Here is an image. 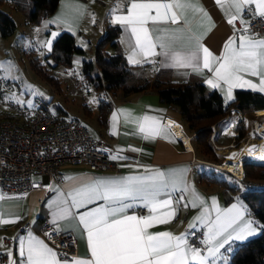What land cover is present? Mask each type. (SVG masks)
I'll list each match as a JSON object with an SVG mask.
<instances>
[{"label": "snow or ice", "instance_id": "snow-or-ice-1", "mask_svg": "<svg viewBox=\"0 0 264 264\" xmlns=\"http://www.w3.org/2000/svg\"><path fill=\"white\" fill-rule=\"evenodd\" d=\"M215 3L233 27V35L224 43L220 55H215L201 42L202 36L215 25L199 0H125L123 4L118 0L112 12L121 14L114 15L113 22L123 26L134 40L133 56L129 58L132 63H139L134 58L136 55L159 54L171 62L166 66L191 67L198 72L206 69L212 74L206 83L212 88L226 85L228 100L233 99L234 88L264 93V36L252 32L251 21L244 18L245 13H250L253 18L264 19V0H215ZM189 16L207 20L209 27L201 36L192 35L190 25L193 21ZM54 22L45 21V27ZM237 22L240 28L236 27ZM181 24L185 27H169ZM57 35L52 33L53 38ZM184 40H194L195 44L177 51L174 45ZM45 46L51 51L52 40L46 41ZM157 47L162 50L160 53ZM247 77H254L258 82ZM16 102L23 103L19 99ZM28 103L31 106V101ZM120 111L125 114L126 123L129 118L136 123L145 139L165 131L156 117H131L127 110ZM112 120L115 127V113ZM112 159L126 157L112 156ZM177 191H189L182 175L177 177L159 170L147 175L81 181L66 194L58 191L57 199L49 207L53 209V225L69 217L77 219L86 240L87 258L60 259L52 247L29 232L26 237L18 238L19 261L12 259V252L8 251V264H216L225 244L243 240L256 231L254 222L244 219L242 207L233 204L220 209L215 197L211 209L202 207L200 214L189 223V228L195 229L199 222L207 229L201 240L206 251L190 244L188 234L152 231L155 226L168 224L176 218L181 201H186L184 195L173 198ZM3 199L0 195V200ZM99 201L102 203H97ZM198 203L204 205L205 201L193 190V199L183 203V207L189 204L197 207ZM81 208L86 210L78 214L73 212ZM138 208L146 210L147 214H137ZM13 222L0 213V225Z\"/></svg>", "mask_w": 264, "mask_h": 264}, {"label": "crops", "instance_id": "crops-1", "mask_svg": "<svg viewBox=\"0 0 264 264\" xmlns=\"http://www.w3.org/2000/svg\"><path fill=\"white\" fill-rule=\"evenodd\" d=\"M117 2L118 0H58L56 8L50 14L46 15L43 21L35 25L26 17V25L32 24L38 31H41L42 29L46 30V37L48 40H52V42L54 40L52 33L55 32L59 34L64 29H71V31L75 33V38H77L78 35H85L90 42H97L100 39V36L103 35L107 25H117L119 28V49L123 51L126 60L132 65L136 74L152 78L159 69L166 68L169 70L171 78L178 81L203 80L206 83V80L212 77V74L203 68L198 72L191 67L166 66L171 62L165 61V58L159 54L151 57L136 55L134 58L138 60L139 63L130 62L129 58L133 56L134 40L131 38V34L125 31L123 26L113 22L114 15L121 14V12H112V9ZM119 2L123 4L125 0H119ZM199 3L211 16L212 22L215 25L211 28V31H207V34L202 36L201 42L215 55H220L223 51L224 43L233 35V27L227 23V17L224 11H222L221 7L215 3V0H199ZM11 4H13L11 1H7L1 3L0 6L8 10ZM8 11L10 12V10ZM100 16L102 18V23L99 26L94 24V20ZM189 19L193 21L190 25V30L194 36H201L209 27L206 19H193L192 16H189ZM45 21L56 22L49 23L47 27H45ZM169 27L178 28L185 26L181 24L169 25ZM236 27H241L239 22L236 23ZM194 44V40H184L177 42L174 47L177 51H184L193 47ZM156 51L157 53H160L162 50L157 47ZM73 57L75 59L83 58L82 55L77 54ZM247 78L253 79L254 82H258L254 77ZM207 85L211 87L209 84ZM226 88L227 86L223 84L220 88H217L225 98ZM1 89L0 86V97L3 95V90ZM235 89L236 88H234L232 92L233 97L235 95ZM109 99L111 100L112 105L104 122H99L98 120V101L97 109L87 105L88 108L85 109L84 114L94 117V121L92 122L93 127L88 124L87 126L93 133L101 134L110 140L113 148L117 151L120 150L118 151L120 157H126V159H120V168L117 170H94L90 169L84 163L65 161L60 167L59 179H51L49 176L37 172L33 173L31 175L33 185L26 194L5 192L0 187V195L4 197L3 200H0V213L3 214V218L14 221L7 225H0V253L4 251L7 252L5 262H0V264H8V251L12 252V259L19 261L18 238L26 237L29 232L43 240L49 245V247L53 248V246L37 232L40 219L43 216H48L52 222L53 209L50 208L49 205L57 199L58 191L66 194L71 188L77 186L79 182L93 178L114 179L130 175H147L156 170L165 173H173L177 177L182 175L189 191L184 193L177 191L173 194V198L175 199L180 195H184L186 201H191L193 199L194 190L197 195L203 198L205 201L204 205L198 203L197 207H192L191 204H189V206L185 208L183 207V203L186 201H181L176 218L168 224L155 226L152 231H170L175 235L186 234V229L189 228V223L193 222V218L200 214L202 207H208L211 209L213 197L216 198L217 205L220 209L230 208L233 204L242 207L244 209V219L252 220L254 222L256 231L252 235L260 230L259 222L247 211L238 192L234 193L235 196L233 199L225 201L222 185L216 182H209L206 177L199 176L198 171L202 169L205 164L203 162H198L194 164L195 169L192 168V156L193 154H197L191 142V134L187 132L183 123L180 121V113L173 103L162 101L159 94L152 89L139 90L128 95H124L123 92L119 90L110 94ZM122 109L127 110V112L131 114V117L151 116L158 118L165 131L154 138L145 139L144 134L138 131L136 123L132 122L131 118H129L127 123L125 122V114L120 111ZM255 110L256 109H252L242 112L233 106L229 113L222 116L211 125L212 134L215 139L214 146L217 154L221 153L220 151H223V148L229 146L230 148L227 149V154L228 151L234 148L241 150L244 144H257L261 139V136L259 132L254 129L255 122H253V118L249 119L247 114ZM12 113V111H9L5 114H1L0 117ZM114 113L117 115L115 127H113L112 120ZM75 117L82 120L79 116L75 115ZM167 118L177 121L182 125L184 132L190 138L191 147L188 146L184 139L176 133ZM239 120H241V123L245 128V133L242 136L251 135V133L257 134V136H259L257 142L249 139L248 141H244L245 143L243 142L244 144L242 143L239 147L234 145L233 140L237 138L239 133ZM113 132H115V134H113ZM134 149H138V151ZM226 156L223 161L227 159ZM184 169L187 171L182 172ZM66 177H72L73 179H66ZM97 203H102V201ZM95 206L96 205H89L88 207ZM138 209H136L137 214H147L146 210L139 213ZM85 210L86 209L84 208H81L78 211L73 209V212L78 214V212H83ZM212 215L214 218V211ZM27 220L31 221V225L25 229H20L19 225ZM196 223V228H203L204 233L207 231V229L200 225L199 222ZM54 226L59 229L72 230L78 240L79 246V255L76 257L87 258L88 249L86 240L82 236V229L78 226L77 219L69 217L58 221ZM250 236H246L245 239ZM243 240L230 241L220 249L218 255L221 258L224 256H228L229 258L238 242ZM194 246L206 251L205 246L202 243ZM53 250L55 251L54 248ZM58 257L60 259L71 260V258H62L59 255ZM221 258L217 260L216 264L221 262Z\"/></svg>", "mask_w": 264, "mask_h": 264}, {"label": "trees", "instance_id": "trees-1", "mask_svg": "<svg viewBox=\"0 0 264 264\" xmlns=\"http://www.w3.org/2000/svg\"><path fill=\"white\" fill-rule=\"evenodd\" d=\"M7 1H11L16 8L22 10L27 19L35 25L41 22L42 15L50 14L58 3V0H0V4ZM16 25L11 13L0 6V34L2 36L12 34ZM118 37V26L109 24L95 43V61L101 69L100 74L97 75V85L104 89L98 97L99 122L105 121L112 105L109 99L110 94L120 90L124 95H128L139 90L152 89L159 94L162 101L173 103L177 108L180 121L191 134V142L196 154L207 160L220 161L210 137L211 125L229 113L233 106L242 112L264 109V93L251 89L236 88L233 99L227 100L217 88L209 87L203 80L178 81L172 79L166 68L159 69L152 78L140 76L135 73L123 51L119 49ZM84 52L85 48L76 42L75 33L64 29L54 38L51 51L47 54L53 57L56 64H69L75 54L83 56ZM82 60L84 69L88 72V60L84 56ZM32 64L40 74L48 76L40 63L32 61ZM87 108L86 105L85 109ZM56 112L67 114L62 107H59ZM238 127L237 138H240L245 133L241 120L238 121ZM204 164L203 168L198 171L199 176L206 177L209 182L222 185L225 201L234 198V193L237 192L241 182L245 184L246 187L239 195L247 211L260 224L259 233L238 242L229 256L228 264H264V161H246L243 179L227 172L234 182H229L226 177H219L213 173L211 170L216 169L215 166Z\"/></svg>", "mask_w": 264, "mask_h": 264}, {"label": "built area", "instance_id": "built-area-1", "mask_svg": "<svg viewBox=\"0 0 264 264\" xmlns=\"http://www.w3.org/2000/svg\"><path fill=\"white\" fill-rule=\"evenodd\" d=\"M44 18L42 15L40 21ZM245 19L251 21L252 32L264 36V19L253 18L250 13H245ZM112 156L120 157L110 140L93 133L82 120L51 110L49 103L42 99L31 106L15 102L13 113L0 117V187L5 192L26 194L33 185L31 175L36 172L59 179L60 167L65 161L84 163L94 170H117L120 159L114 160ZM191 162L193 169L198 162L224 168L221 163L195 154ZM144 211L138 209L139 213ZM30 225L31 221L27 220L19 227L25 229ZM37 232L60 257L70 259L79 255L73 231L55 227L48 216L40 219ZM186 234L190 244L200 245L204 230L187 228ZM6 255L5 251L0 253V262H5Z\"/></svg>", "mask_w": 264, "mask_h": 264}, {"label": "rangeland", "instance_id": "rangeland-1", "mask_svg": "<svg viewBox=\"0 0 264 264\" xmlns=\"http://www.w3.org/2000/svg\"><path fill=\"white\" fill-rule=\"evenodd\" d=\"M11 6L8 10L16 21V29L8 36L0 34V86L3 90V95L0 97V116L9 111L13 112L17 99L23 101V104H29V101L32 104L36 100L42 99L49 103L51 110L56 112L59 107H62L67 111V114H64L72 117L79 116L86 124L93 127L94 117L84 114L85 106L97 109L98 97L104 91L103 87L97 85V75L100 74L101 69L95 61L96 42H90L85 35H78L76 38L78 45H83L85 48L83 56L88 60V72L84 69L82 59L74 58L69 64H56L53 57L47 54L49 49L45 46L48 41L46 30L38 31L32 24L26 25L27 19L22 10L15 8L13 4ZM101 23V16L94 20V24L100 26ZM32 61L40 63L48 76L40 74L33 66ZM248 118H253L255 121L251 115H248ZM210 137L214 144V136L210 135ZM249 139L257 142L259 136L251 133V135L241 136L239 139L235 138L233 143L239 147ZM228 148L230 146L223 148V151L218 153L220 161L214 162L221 163L225 167V162L228 159L223 160L227 155ZM246 161L243 163L244 173ZM210 165L215 166L216 169L208 168V170L210 169L219 177H226L229 182H234L231 175H237H234L232 171L214 164ZM242 177L244 178V174ZM237 178L239 177L237 176ZM245 187V184L241 182L237 192L241 193ZM221 259L218 264H228V256Z\"/></svg>", "mask_w": 264, "mask_h": 264}, {"label": "bare ground", "instance_id": "bare-ground-1", "mask_svg": "<svg viewBox=\"0 0 264 264\" xmlns=\"http://www.w3.org/2000/svg\"><path fill=\"white\" fill-rule=\"evenodd\" d=\"M255 118L254 129L257 130L261 136V139L255 145L244 144L241 150L232 149L228 151L227 161L225 167L227 170L232 171L238 177H242L244 174L243 163L244 161H264V109L255 110L247 113ZM176 133L184 139L188 146H192L189 136L184 132L182 125L177 121L167 118ZM252 122V121H251ZM253 142V141H252ZM250 154V155H249ZM249 155V157H247ZM229 157H232L229 159ZM222 165V164H221Z\"/></svg>", "mask_w": 264, "mask_h": 264}, {"label": "clouds", "instance_id": "clouds-1", "mask_svg": "<svg viewBox=\"0 0 264 264\" xmlns=\"http://www.w3.org/2000/svg\"><path fill=\"white\" fill-rule=\"evenodd\" d=\"M183 139V138H182Z\"/></svg>", "mask_w": 264, "mask_h": 264}]
</instances>
